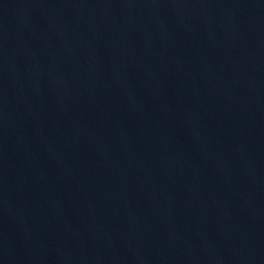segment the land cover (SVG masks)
<instances>
[{
  "label": "water",
  "instance_id": "water-1",
  "mask_svg": "<svg viewBox=\"0 0 264 264\" xmlns=\"http://www.w3.org/2000/svg\"><path fill=\"white\" fill-rule=\"evenodd\" d=\"M0 264H264V0H0Z\"/></svg>",
  "mask_w": 264,
  "mask_h": 264
}]
</instances>
